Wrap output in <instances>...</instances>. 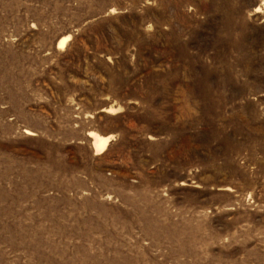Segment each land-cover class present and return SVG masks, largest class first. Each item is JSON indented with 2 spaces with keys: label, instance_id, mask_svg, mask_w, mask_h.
I'll return each instance as SVG.
<instances>
[{
  "label": "rangeland",
  "instance_id": "1",
  "mask_svg": "<svg viewBox=\"0 0 264 264\" xmlns=\"http://www.w3.org/2000/svg\"><path fill=\"white\" fill-rule=\"evenodd\" d=\"M0 264H264V0H0Z\"/></svg>",
  "mask_w": 264,
  "mask_h": 264
},
{
  "label": "bare ground",
  "instance_id": "2",
  "mask_svg": "<svg viewBox=\"0 0 264 264\" xmlns=\"http://www.w3.org/2000/svg\"><path fill=\"white\" fill-rule=\"evenodd\" d=\"M65 43H66V39H63L61 40V43L59 46L63 47ZM29 135H32V134L29 133ZM89 137L92 139L93 147L97 153H102L106 149L109 143V140L107 138H104L95 133H90Z\"/></svg>",
  "mask_w": 264,
  "mask_h": 264
}]
</instances>
